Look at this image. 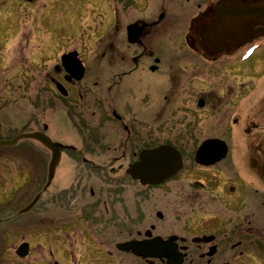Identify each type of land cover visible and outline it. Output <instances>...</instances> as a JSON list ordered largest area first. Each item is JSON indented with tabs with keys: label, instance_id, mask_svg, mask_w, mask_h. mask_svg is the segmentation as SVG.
Here are the masks:
<instances>
[{
	"label": "flooded vegetation",
	"instance_id": "flooded-vegetation-1",
	"mask_svg": "<svg viewBox=\"0 0 264 264\" xmlns=\"http://www.w3.org/2000/svg\"><path fill=\"white\" fill-rule=\"evenodd\" d=\"M52 1L0 0V127L7 88L33 85L35 109L46 103L59 119L35 131L64 146L49 185L52 150L37 141L28 150L31 160L19 158L17 186L4 187L2 194L0 264H64L57 246L78 237L86 248L92 243L112 245L117 253L131 254L136 264H264V19H260L264 0H72L74 9L68 6L57 21L70 24L75 5L98 8L101 57L124 52L121 39L128 47L141 49L132 56L133 65L125 63L127 70L116 74L114 88L126 96L134 87L124 93L120 78L144 74L145 87L137 90H144L146 126L127 122V115L118 112L119 93L111 114L103 100L92 115L82 113L85 94L79 86L87 68L80 49L70 44L57 50L44 81L47 88L41 89L36 74L40 54L24 49L37 40L41 12ZM169 33L180 41L175 70H169L164 60L168 49L153 48L150 42L162 41ZM16 39L18 61L12 67L8 47ZM73 52L85 69L79 80L75 66L65 59ZM147 56L151 62L142 71L140 62ZM17 71L21 80L13 79ZM148 73L158 77L157 82L148 81ZM73 99L79 100L75 106ZM86 117L96 118V125L87 123ZM75 119L80 121L75 126L79 144L57 136L62 130L73 136L68 131L74 130ZM112 120L119 126L105 127ZM111 130L113 144L107 143ZM165 134L174 137L160 140ZM209 140V152L198 160L197 153ZM162 146L180 154L182 166L176 174L156 182L128 174L144 151ZM32 189L26 205L12 206L11 200ZM36 198L34 206L22 212ZM26 231L45 239H17ZM58 233L64 237L60 242ZM126 243L156 246L158 256L143 258L133 250H121ZM164 248L170 249V256H163L169 253ZM89 253L85 250L80 258L89 259ZM103 254L117 259L111 250ZM67 255L81 261L73 250Z\"/></svg>",
	"mask_w": 264,
	"mask_h": 264
},
{
	"label": "rangeland",
	"instance_id": "rangeland-1",
	"mask_svg": "<svg viewBox=\"0 0 264 264\" xmlns=\"http://www.w3.org/2000/svg\"><path fill=\"white\" fill-rule=\"evenodd\" d=\"M70 5L74 9V3L72 0H55L49 3L47 7L48 9L41 12L37 40L31 41L30 46L25 47L24 51L35 49V52L40 54V71H36V74H38L41 89H46L47 87H44V81L48 80L49 75L52 72V65L54 63L53 58L55 57L57 50L64 48V45L69 44L72 48L78 47L80 49L81 56L85 60L87 68L84 82L79 86L85 94L82 103H80V110L82 109V113L83 111H87L90 115H92V113H95V111H97L96 109L101 106L99 103H102L101 100H103L105 102L107 113L111 114L113 109L117 106V102L114 100V97L118 99L119 94H122L114 88V84L116 83V74L120 73L121 70H127V66L129 64L132 66V56L134 54H138L141 49L138 47H128L126 40L121 39V49H123L124 52L115 58H113V56H107L105 58L101 57L99 50L97 49L98 42L96 37V31L101 22L98 8L87 3L84 4V6L82 4L75 5L76 13L74 12L73 15H71V19L69 20L70 24H68L65 19L57 21L59 14L65 12ZM18 41L19 40L17 39L10 40V45L8 47L9 64H11L12 67L16 65L18 61ZM150 42L153 48H160L162 46L163 48L168 49V53L164 56V60L168 66H170L169 70H175L177 58L175 54L176 49L180 45V41L175 38V34L169 33L168 37L162 39V41L150 40ZM123 55L127 57L126 61L121 60ZM48 58L53 60H49ZM150 62L151 59L148 56L143 58L140 62V69L143 71L150 64ZM139 74L143 73L139 72ZM143 75H140L141 78H138V76L134 78V75L120 78L124 93L127 92L125 89L128 86L134 87V90L133 92H130L129 90L126 96L123 94L119 96L121 98L120 102L122 107L118 112L127 115V118H129L127 122L135 121L138 126L147 125L146 117L142 114L145 112L142 103L144 90H137V87L142 86L143 89L145 87L146 81ZM21 77L22 74H20V72L17 71L13 73V79L21 80ZM157 78L158 77L150 74L147 77L150 82H157ZM7 90L9 98L5 100V104H2V106H4V118L3 124L0 127V138L10 140L21 133L35 131L38 128H41L45 123L52 125V120H59L58 116L56 117L53 111L48 110V104L46 103L42 104L40 109H35L37 102L35 98L37 95V88L35 86L9 87ZM158 98V104L162 106L164 100H162L160 95H158ZM78 102L79 100L77 101V99H73L74 106ZM83 119H85V121L91 126H95L97 123V120L94 117H86ZM83 119L81 121H84ZM75 120L71 121L74 130H67L69 133L74 134L73 136L66 135L64 134L66 130H62L61 132L59 129L58 131L60 132H57V136L62 139L70 137V139L73 140V143L79 144L80 140L78 136L75 135V126L79 124L80 121L77 119ZM118 126L119 125L115 120H112L105 125L108 129H113ZM67 127H69V123ZM63 129H66L65 123H63ZM50 132H52V130ZM110 132L111 134L108 136L110 139L107 143L113 144V131L111 130ZM170 137L174 136H167V134H165L161 136L160 140H166L167 138L170 139ZM36 144L38 143L35 140L25 139L21 140L16 146H0V209L3 207L2 194L5 191L4 187L11 190L13 186H17L15 173L16 168L21 166V162H18L21 160L19 158H21L22 155H25L26 159L29 158L31 160L32 158L28 157V150L33 149V146ZM92 184L99 186L98 182H94ZM27 192L20 195L19 198L15 200L16 202L11 200V203H14L12 206L22 207L23 205H26V203L33 197L34 189L30 190L28 193ZM126 197L128 196H121V200H125ZM123 205L124 204H122V208H124ZM110 230H112V228H110ZM105 231H107V228L104 229L103 232ZM61 234L62 233H58L57 235L58 242H60L61 239H64ZM106 234L110 235V240L113 239L112 231H108ZM73 236H76V234L74 233ZM125 236L123 235L121 238H124ZM17 239L43 240L45 237L35 236L33 232L26 231L22 232ZM84 244L81 243L80 238L78 237V239H67L66 245H58V255L61 257L63 263L103 264V262L111 261L114 264H118L119 262L120 264H136L134 263V257L131 254L117 253L115 247L112 245H105L104 248L100 246L99 243H92V245L90 244L88 245V248H86ZM107 249L113 251L117 259L108 257L107 255L105 256L103 252ZM69 250H73L74 254H76V260L81 259V261L76 262L74 259L70 258V256L67 255V251ZM85 250L88 252L90 251V253L87 254L89 259L80 258V255L84 254ZM42 251L48 255L49 249L45 248ZM93 252L95 253L94 256L92 254ZM99 252H102V254Z\"/></svg>",
	"mask_w": 264,
	"mask_h": 264
},
{
	"label": "water",
	"instance_id": "water-1",
	"mask_svg": "<svg viewBox=\"0 0 264 264\" xmlns=\"http://www.w3.org/2000/svg\"><path fill=\"white\" fill-rule=\"evenodd\" d=\"M255 11V10H254ZM256 15V12L253 13ZM260 19H264V3L260 2ZM131 42H135L133 39ZM65 59L72 62L75 66L77 72V79H81L84 76V65L82 61L78 58L77 52H73L65 57ZM31 139L35 141H39L53 151L54 156L50 165L48 185L51 183L54 178L55 167L60 159L61 149L64 146L59 142H54L49 136L42 132L32 131L21 133L17 135L15 138L10 140H0V146H15L19 141ZM212 143L211 140L205 142L199 152L197 153V159H203L205 153L209 152V145ZM182 166V158L180 154L175 151L172 147L162 146L160 148L144 151L141 154L140 162L131 166L128 169V174L132 175L135 178H141L144 182H156L157 180H161L176 174V172ZM38 198H36L28 207H26L22 212H27L30 210ZM27 247V246H26ZM123 251L133 250L139 256L146 258L147 256H158V253H155L157 247H136L131 245V243L123 244L119 247ZM27 249V248H26ZM166 252H169L170 249L164 248ZM153 251V252H151ZM163 256H170L169 253H162ZM159 254V255H162ZM176 264H178L176 262Z\"/></svg>",
	"mask_w": 264,
	"mask_h": 264
}]
</instances>
